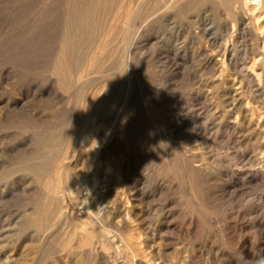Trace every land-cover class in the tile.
I'll return each instance as SVG.
<instances>
[{
  "label": "rangeland",
  "instance_id": "1",
  "mask_svg": "<svg viewBox=\"0 0 264 264\" xmlns=\"http://www.w3.org/2000/svg\"><path fill=\"white\" fill-rule=\"evenodd\" d=\"M167 1L0 0V264H264V0Z\"/></svg>",
  "mask_w": 264,
  "mask_h": 264
},
{
  "label": "bare ground",
  "instance_id": "2",
  "mask_svg": "<svg viewBox=\"0 0 264 264\" xmlns=\"http://www.w3.org/2000/svg\"><path fill=\"white\" fill-rule=\"evenodd\" d=\"M172 0H168L167 2H171ZM176 1V0H174ZM232 1V0H231ZM237 1V0H236ZM235 2V1H234ZM163 3V2H161ZM177 3V1L175 2ZM166 5V4H165ZM262 5V1L261 0H238V8L239 10H243L244 12H251V9H258L260 8V6ZM153 6V5H152ZM159 6V5H158ZM156 7V6H155ZM160 7V6H159ZM163 8V7H162ZM160 11V9H158ZM157 11V10H156ZM155 11V12H156ZM126 12V11H125ZM128 12V11H127ZM162 12V11H161ZM161 12H159V14H161ZM236 12V11H235ZM163 13V12H162ZM127 14V13H126ZM165 16V15H164ZM255 18V17H254ZM241 19V17L239 18ZM225 51V50H224ZM224 53V52H223ZM66 68V67H65ZM91 145V144H90ZM81 205L83 208H86V210L88 211V201L87 198L84 197L83 199H81ZM48 207V206H47Z\"/></svg>",
  "mask_w": 264,
  "mask_h": 264
}]
</instances>
